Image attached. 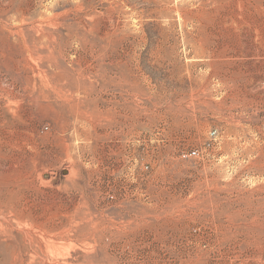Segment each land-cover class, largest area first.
Instances as JSON below:
<instances>
[{
  "label": "rangeland",
  "instance_id": "1",
  "mask_svg": "<svg viewBox=\"0 0 264 264\" xmlns=\"http://www.w3.org/2000/svg\"><path fill=\"white\" fill-rule=\"evenodd\" d=\"M0 245L264 264V0H0Z\"/></svg>",
  "mask_w": 264,
  "mask_h": 264
},
{
  "label": "built area",
  "instance_id": "2",
  "mask_svg": "<svg viewBox=\"0 0 264 264\" xmlns=\"http://www.w3.org/2000/svg\"><path fill=\"white\" fill-rule=\"evenodd\" d=\"M191 155H195V152H191V153H190V156H191Z\"/></svg>",
  "mask_w": 264,
  "mask_h": 264
},
{
  "label": "bare ground",
  "instance_id": "3",
  "mask_svg": "<svg viewBox=\"0 0 264 264\" xmlns=\"http://www.w3.org/2000/svg\"><path fill=\"white\" fill-rule=\"evenodd\" d=\"M11 244V243H10ZM6 245H8V244H6ZM1 246V245H0Z\"/></svg>",
  "mask_w": 264,
  "mask_h": 264
}]
</instances>
